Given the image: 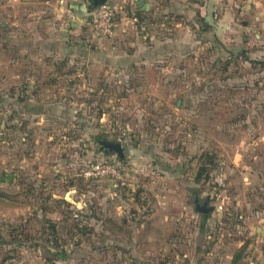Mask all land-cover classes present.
I'll return each instance as SVG.
<instances>
[{
    "label": "rangeland",
    "instance_id": "1",
    "mask_svg": "<svg viewBox=\"0 0 264 264\" xmlns=\"http://www.w3.org/2000/svg\"><path fill=\"white\" fill-rule=\"evenodd\" d=\"M137 1L0 0V264H264V40Z\"/></svg>",
    "mask_w": 264,
    "mask_h": 264
},
{
    "label": "crops",
    "instance_id": "2",
    "mask_svg": "<svg viewBox=\"0 0 264 264\" xmlns=\"http://www.w3.org/2000/svg\"><path fill=\"white\" fill-rule=\"evenodd\" d=\"M62 1L64 2V0ZM122 1L124 0H115L116 4L118 5ZM214 1H215V7L214 8L209 7V9L211 11H214V9H217V11L222 10L221 8L222 4L220 2L223 0H214ZM134 2H135V6H138L140 4V2L137 0H134ZM185 3H186L185 0H175L174 3L165 6V9L168 11L171 10L173 12L182 14L186 8ZM227 6H228L227 11L224 13L222 21H219L220 23L217 24V28L219 32L222 31L223 27H224L223 30L224 33L234 32L235 28L238 29L240 28L242 35L238 37L239 39H245L251 41L255 39V41L257 42L264 40V0H227ZM68 8L72 11L74 19H78L79 17H84V14L87 9V7L85 9L83 8V6H79V5L69 6ZM128 9L129 8H126V12H125L126 14ZM124 16L126 15L120 14L119 26L122 25L125 19Z\"/></svg>",
    "mask_w": 264,
    "mask_h": 264
},
{
    "label": "built area",
    "instance_id": "3",
    "mask_svg": "<svg viewBox=\"0 0 264 264\" xmlns=\"http://www.w3.org/2000/svg\"><path fill=\"white\" fill-rule=\"evenodd\" d=\"M126 8L117 5L115 8L104 3L101 7L90 12L88 20L80 25L88 28V32L93 39H105L111 37L119 26L120 14H125ZM66 14L74 20L73 13L70 9L66 10ZM137 21L136 18L132 19Z\"/></svg>",
    "mask_w": 264,
    "mask_h": 264
},
{
    "label": "water",
    "instance_id": "4",
    "mask_svg": "<svg viewBox=\"0 0 264 264\" xmlns=\"http://www.w3.org/2000/svg\"><path fill=\"white\" fill-rule=\"evenodd\" d=\"M104 3H105V0H88L87 10L89 12H92L96 10L97 8L101 7ZM199 209L201 212H207L205 208V204L202 206V208L200 207Z\"/></svg>",
    "mask_w": 264,
    "mask_h": 264
},
{
    "label": "trees",
    "instance_id": "5",
    "mask_svg": "<svg viewBox=\"0 0 264 264\" xmlns=\"http://www.w3.org/2000/svg\"><path fill=\"white\" fill-rule=\"evenodd\" d=\"M105 2H106V0H105ZM137 12H138V11H137ZM139 15H140L139 13H135L133 18H138ZM89 16H90V12L86 9V12H85V14H84V17H79L77 20H78L80 23H84V22H86V21L88 20ZM193 193H194V192H193ZM194 194H195V193H194ZM196 205H197V203H196ZM197 206H198V205H197Z\"/></svg>",
    "mask_w": 264,
    "mask_h": 264
},
{
    "label": "flooded vegetation",
    "instance_id": "6",
    "mask_svg": "<svg viewBox=\"0 0 264 264\" xmlns=\"http://www.w3.org/2000/svg\"><path fill=\"white\" fill-rule=\"evenodd\" d=\"M204 205V204H203ZM196 207H197V205H196ZM197 208H199V207H197Z\"/></svg>",
    "mask_w": 264,
    "mask_h": 264
}]
</instances>
